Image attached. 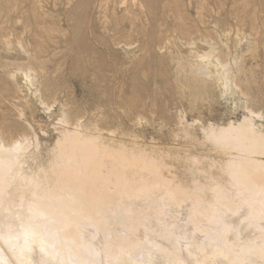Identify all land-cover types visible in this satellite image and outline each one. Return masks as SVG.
<instances>
[{
  "label": "rangeland",
  "instance_id": "374dc122",
  "mask_svg": "<svg viewBox=\"0 0 264 264\" xmlns=\"http://www.w3.org/2000/svg\"><path fill=\"white\" fill-rule=\"evenodd\" d=\"M18 1L19 0H0V19L2 18V20H0V47H2L0 48V86H2L0 88V118L2 117L4 121L5 119L8 120L4 122L2 118L0 119V132H4L7 135L12 134L15 138H21V136L26 135L32 141L36 139L35 141L40 145L38 147L43 159H48L52 155L51 149L56 146L60 133L66 130H72L73 121L79 119L82 120L81 123L83 126L90 125V127L94 129L97 128L105 137L111 136L115 143H123L128 148H130L133 143L137 144L139 149H144L143 151L147 154L161 160L163 166H165L164 174L167 177H173L177 181L179 178H186L185 180L187 181L190 180L191 178L188 174L190 171L188 162L190 161L191 163L197 162L199 167L202 166L203 169L205 168L208 170L209 168L216 178L225 179L223 168L226 163L225 161L228 160L227 158L230 153L231 155L234 154L233 156H235L236 153L228 151L230 153L227 154V150L224 149H222L223 152L220 151L222 153L217 151L220 149L219 147L218 149L214 143L215 146L213 144L211 145V141H206L209 130L212 127H215L213 128L215 130L224 127L227 128L231 122V124L237 126L245 117H248L246 116L249 114L248 110H252L256 114L259 112V115L262 117L259 119L255 118V122L261 130H264V0H251L253 5L250 0H175L173 3L176 4L177 9L176 6L171 3L173 0H123L124 3L122 4L120 3L122 0H114V2L111 0H47L46 4L48 5L45 4V0H41V2L40 0H32L34 3L36 1V6L31 0H20L22 3H20V1L18 3ZM101 1L103 3L105 1V3L103 4ZM244 1L246 2L242 5ZM202 2L205 3L201 5ZM241 2L242 4H240ZM41 3H43V8L45 9H42ZM111 3L114 4L113 7ZM169 3L171 5L173 4L172 7L175 10L171 8ZM209 3L212 5H209ZM105 4L107 6H105ZM6 6L8 8H6ZM114 7L116 10L111 9ZM116 7H118V9ZM259 7L262 8L260 9ZM65 9L66 11H64ZM178 9H180V11ZM29 10L32 11L30 13L31 15L29 14ZM43 10L47 12L49 16L44 12L41 13ZM162 10H164L163 14L161 12ZM50 12L53 14L51 15ZM202 13L204 15L207 13V16H204ZM199 15L201 17L203 16L206 20H204L203 17L199 18ZM235 16L237 19H235ZM9 17L11 18L9 19ZM32 18L33 20H30ZM161 18L163 21H161ZM200 19L203 21H198ZM16 21L19 22L17 23ZM34 21L35 26L33 25ZM51 22H53V24ZM162 25L165 30L167 29L166 31L161 27ZM200 25L205 28H201ZM255 26H257V28ZM189 28L191 30L195 28V31H191ZM158 30H163V32H158ZM175 30H177L178 33H175ZM197 30L200 31V33L197 32ZM226 30L227 33L229 31L228 34L230 35H226ZM185 31L187 35H183ZM249 32L254 36H251L252 34ZM242 33L244 35H240L239 38V34ZM198 34H200V37ZM235 36L238 39H236ZM164 37H167V40ZM191 37H193V41ZM24 38L26 39L24 40ZM174 38L176 43L173 40ZM206 38L208 40H206ZM243 38L245 41L242 40ZM42 40L43 42H41ZM168 40L171 44L167 42ZM171 40L175 43H173L174 46ZM250 40L251 42H249ZM228 41L230 42L228 43ZM29 42L32 44L31 47ZM66 42L68 44H66ZM191 42H194L192 44L194 47L191 46ZM202 42L205 43V46ZM221 43L227 44H225L224 47V44L221 45ZM8 44L9 46H7ZM176 44L180 48H176ZM209 44H211V46H209ZM242 44L243 46H240ZM20 46L21 50L24 52L20 51ZM67 46L69 48H67ZM175 48L178 49V51ZM232 49L234 51H230ZM161 50L166 54L163 52L159 53ZM7 51H10V53ZM191 51L192 54H190ZM209 51H211L212 54L214 53V55L210 54ZM235 51H237L235 53L237 56L234 54ZM85 52L86 54H84ZM193 52L200 55V58L197 59V55L195 53L193 54ZM27 53L28 55L25 56ZM56 53L59 55L55 57ZM163 54L164 56H160ZM204 54L210 57L214 56L216 60H219H215V62L213 57L208 58L207 56L206 59L209 62L207 63L206 59L202 58L205 56ZM166 55L167 57H165ZM192 55L196 56L192 57ZM54 57L56 58L55 60ZM232 57L235 58L233 59ZM200 59L205 60L207 65L204 63L205 61L201 62ZM209 59L211 61H209ZM235 61L240 63L238 64ZM245 61L247 62L245 63ZM178 62L181 63L178 64ZM217 62L220 64L216 65ZM95 63H97V65ZM201 63L209 67H205ZM234 63H236L237 67ZM76 64L80 65L76 67ZM224 64H226L227 67L223 66ZM256 64L258 67H261H256ZM81 65H84V67L82 68ZM94 65H96V67H94ZM219 65H221V67L223 66V68ZM250 65L252 68H250ZM192 66L195 67L192 68ZM200 67L202 69L205 67L202 73ZM224 68L225 70H223ZM26 69H28V74L33 71L32 73L35 75L30 74V78H26L30 85L26 83L24 87V83L27 82L25 79L27 75L25 74L27 71ZM62 69L65 70L62 71L63 73L61 72ZM9 70L11 71L9 72ZM215 70L216 72H214ZM249 70L252 74H250ZM256 70L258 72H256ZM195 71H197V73H195ZM208 71H210V73ZM19 72L25 74V77ZM192 72L193 75L195 74L196 76H193L191 74ZM199 73L201 76L205 74L202 76L203 78L197 75ZM219 73H221L220 76L218 75ZM11 74L12 76L10 77ZM13 74L15 77L14 79L12 78ZM50 74L51 79L49 77ZM7 76L11 79L7 78ZM33 76L35 80L37 79L36 81H32L34 78L31 80ZM40 77H44L41 78L43 80H41ZM245 80H248V82ZM46 81L49 83L47 84ZM51 81L54 82L52 83ZM219 81H221V83ZM33 82H35V85L32 84ZM227 82L230 83L227 84ZM50 83L54 85L51 86ZM259 83L260 86L258 85ZM19 84H21V87ZM176 84L178 87H176ZM247 84L251 86H247ZM60 85H62V87ZM221 85L223 86L219 87ZM56 86L58 87L55 88ZM7 90L8 93L5 94ZM33 91L35 92L34 94ZM28 93H30V96ZM7 94H9V96H6ZM7 98H9L10 101ZM24 98H27L28 101ZM24 109H26V111ZM31 109L32 112L30 111ZM21 113L22 115L20 116L19 114ZM30 117L31 119H29ZM9 120H12V122ZM58 122L60 124H58ZM63 122L68 126L64 125ZM3 125L5 126L3 127ZM33 136H35V139H33ZM213 147L216 148V151ZM147 148L151 151L147 150ZM54 149H56V147H54L52 151H54ZM220 154H222V156ZM205 155L206 157L204 158L203 156ZM186 156L192 158V160L189 158L186 160ZM193 157L196 162L193 161ZM210 161L214 162L215 166ZM217 165H220L219 168ZM221 165L223 166L222 168H220Z\"/></svg>",
  "mask_w": 264,
  "mask_h": 264
},
{
  "label": "bare ground",
  "instance_id": "6f19581e",
  "mask_svg": "<svg viewBox=\"0 0 264 264\" xmlns=\"http://www.w3.org/2000/svg\"><path fill=\"white\" fill-rule=\"evenodd\" d=\"M46 1L47 0H45V4ZM102 1L101 3H103ZM111 1L114 2V0ZM31 2L33 1L31 0ZM173 2H175V0H173L171 3ZM245 2L246 1H244L243 4L241 2L240 4L244 5ZM20 3L22 2L20 1ZM120 3L121 4L124 3L123 0ZM204 3L205 2H202L201 5ZM41 4H42V9H45L43 8V3ZM173 4L171 5L169 3V5H171V8H173L172 7ZM251 4L253 5V2ZM113 5L114 4H112V7ZM174 5L176 6V4ZM209 5L212 4L209 3ZM105 6L107 5L105 4ZM247 7L248 6L246 5V8ZM6 8L8 7L6 6ZM116 8L118 9V7ZM163 8L165 9L166 7ZM111 9H115V7ZM217 9L221 10L219 8ZM173 10L175 9L173 8ZM178 10L180 11V9ZM64 11H66V9ZM163 11L164 10L161 11L162 14ZM31 12L32 11H30L29 14ZM43 12L44 10L41 13ZM44 13L47 14V12ZM206 14L203 15L207 16ZM200 15L199 18L201 17ZM47 16L49 15L47 14ZM253 16L255 17L254 14ZM10 18L11 17H9V19ZM33 18L30 20H33ZM235 19H237V17ZM0 20H2V18ZM161 21H163L162 18ZM198 21H203V20L200 19ZM51 23L53 24V22ZM34 24L35 21L33 25ZM163 25L161 27H163ZM255 27L257 28V26ZM189 30L191 29L189 28ZM175 31H176L175 33H178L177 30ZM158 32H163V30L162 31L158 30ZM197 32L200 33V31L198 30ZM225 32L226 35L229 33V31L227 33V30ZM243 33L239 34V38L240 35H244ZM183 35H187L186 31L185 34ZM199 35L200 34H198V36ZM251 36L254 35L252 34ZM164 38L166 39L167 37ZM192 38L193 37H191V39ZM25 39L26 38H24V40ZM173 40L175 41V38ZM206 40L208 39L206 38ZM242 40H244V38ZM41 42H43V40ZM167 42H169V40ZM229 42L230 41H228V43ZM249 42H251V40ZM173 43L174 42L172 41V45L174 46L176 41L174 44ZM193 43L191 42V46L194 47V45H192ZM6 44H7V40H6ZM9 44L7 46H9ZM66 44L68 43L66 42ZM169 44H171V42H169ZM177 44L175 45L176 48L178 47ZM202 44L205 46V43L202 42ZM223 44L225 47V44L227 43H223ZM223 44L221 43V45ZM29 45L31 47L32 45L31 42H29ZM68 46L67 48H69ZM209 46H211V44H209ZM209 46L206 47H208L209 49L213 48V45L212 48H210ZM240 46H243V44ZM165 47L167 48L166 45ZM167 49L169 50V48ZM176 50L178 51V49ZM20 51H23L21 50V46H20ZM230 51H234V50L232 49ZM7 52L10 53V51ZM161 52L163 51L161 50L159 53ZM195 52H193V54ZM209 52L210 54H212L211 51ZM236 52L237 51H235L234 54ZM59 54H60V50H59ZM84 54H86V52ZM190 54H192V51ZM27 55L28 53L25 54V56ZM56 55L57 53L55 54V57ZM212 55H214V53ZM160 56H164V54ZM193 56L194 55H192V57ZM199 56L200 55L196 56L197 59L200 58ZM205 56L202 58L206 59L207 56L208 58L211 57L214 58V56L211 57L209 55H205ZM55 57L54 60L56 59ZM165 57H167V55ZM255 57L259 58L257 56ZM215 60L216 58H214V61ZM218 60L219 59H217L216 61ZM200 61L203 62L205 60L200 59ZM206 61L204 63H206ZM209 61L211 60L209 59ZM246 62L247 61H245V63ZM179 63L181 62H178V64ZM207 63L209 62L207 61ZM95 64L97 65V63ZM218 64L220 63L217 62L216 65ZM234 64L236 65V63ZM242 64L244 65L243 62ZM79 65H77L76 67H78ZM96 65H94V67H96ZM206 65L204 66L209 67ZM219 66L221 67V65ZM223 66L227 67L226 64H224ZM223 66L221 68H223ZM83 67L84 65L82 66V68ZM194 67L192 66V68ZM205 67L203 69H205ZM256 67H258L257 64ZM250 68H252L251 65ZM203 69L201 70V73ZM26 70H27L25 72V74H27L26 77L24 76L25 74L19 72L22 74L23 77H25V79L26 78L29 79L30 74L35 75L32 73L33 71L29 72L30 74H28V69ZM216 70L214 72H216ZM223 70H225V68ZM10 71L11 70H9V72ZM62 71L65 70L62 69L61 72ZM208 72L210 73V71ZM256 72L258 71L256 70ZM195 73H197V71H195ZM191 74L193 75V72ZM220 74L221 73H219L218 75L220 76ZM250 74L252 73L250 72ZM197 75L201 76L200 73ZM11 76L12 74L10 75V77ZM50 76L51 74L49 75V77ZM10 77L7 76V78ZM12 78L13 79L15 78L14 74ZM32 78H34V76L31 77V80ZM41 78L44 77H40V79ZM36 80L34 78V80L32 81H36ZM54 81L51 82L53 83ZM245 81L248 82V80ZM219 82L221 83V81ZM26 83L30 85V83H28L27 80V82L24 83V87ZM48 83L49 82H47V84ZM228 83L230 82H227V84ZM32 84L35 85V82H33ZM19 85L21 87V84ZM248 85L250 84H247V86ZM258 85L260 86V83ZM60 86L62 87V85ZM222 86L223 85L219 87ZM1 87L2 86H0V88ZM57 87L58 86H56L55 88ZM176 87H178L177 84ZM33 88L35 89L34 86ZM6 93H8V90L5 91V94ZM34 93L35 92L33 91V94ZM29 94L30 93H28V95ZM6 96H9V94H7ZM7 99L9 100V98ZM26 101H28V99ZM135 104L134 106L136 107ZM24 110L26 111V109ZM30 111L32 112V109ZM248 113L249 114L246 115L248 117L245 118L243 117L244 118L243 121L241 123H238L237 126L231 124L232 122L230 123L229 126L227 125L228 126L227 128L224 127V128H219L217 130L213 129L215 127L211 126L212 128L207 133L208 138L206 141H211V145L214 143L216 145V148L219 147L220 149L218 148L219 150L217 151L223 152L222 149H224L227 150V152L231 151L236 153L235 156H233L234 154L231 155V153L228 152L227 154L230 153V155L228 158L226 157L228 159L227 161L224 160L226 162V163L224 162L225 166L223 167L221 165L220 167V168L222 167L224 168L225 179L216 178L215 175L212 173V170H209V168L207 170L205 168L203 169L202 166H201L202 168L199 167L197 162L194 161V157H193V161L196 163L193 162L191 163L190 161L188 162V164L190 165L189 166L190 171L188 172V174L190 175L189 177L191 178V179L189 178L190 180L187 181L185 180L186 178L184 177L185 179L179 178V180L177 181L173 177H167L164 174L165 166H163L161 160L157 159L152 155L147 154L145 151H143L144 149L143 150L139 149L137 144L133 143L132 146L128 148L123 143H115L111 136H107L109 138L105 137L97 128L94 129L90 127V125L83 126L81 123L82 120L79 119H75L73 121L72 130L69 131L64 129L66 131L60 133L57 143L55 142L56 146L54 147H56V149H54V151H52L54 147L51 149L52 155L48 159L46 158L43 159V157L41 156V151L39 150L38 147L40 145L35 141L36 140L34 138L35 136H33V139H35L34 142L26 135L21 136V138H15L12 134L7 135L4 132H0V264H160V263L163 264H264V160H263L264 130H261L260 127L255 122V118L259 119L262 117L261 115H259V112L258 114H256L254 111L248 110ZM19 115L21 116L22 113ZM31 117L29 119H31ZM6 120L7 119H5V121ZM9 121L12 122V120ZM58 124L60 123L58 122ZM63 124L66 125L64 122ZM4 126L5 125H3V127ZM107 141H111V142H107ZM147 150L150 149L147 148ZM220 155L222 156V154ZM186 157H187L186 160L188 158L192 160V158L188 156ZM203 157L205 158L206 155ZM212 163L214 165V162ZM217 166L219 168L220 165Z\"/></svg>",
  "mask_w": 264,
  "mask_h": 264
}]
</instances>
